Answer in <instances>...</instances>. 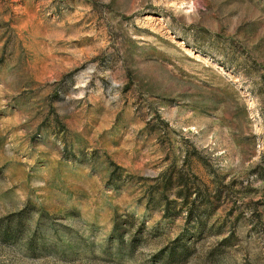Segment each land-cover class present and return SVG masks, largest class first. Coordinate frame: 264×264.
<instances>
[{
    "label": "rangeland",
    "instance_id": "obj_1",
    "mask_svg": "<svg viewBox=\"0 0 264 264\" xmlns=\"http://www.w3.org/2000/svg\"><path fill=\"white\" fill-rule=\"evenodd\" d=\"M0 264H264V0H0Z\"/></svg>",
    "mask_w": 264,
    "mask_h": 264
}]
</instances>
